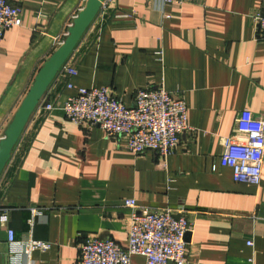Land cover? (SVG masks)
<instances>
[{
    "label": "crops",
    "instance_id": "1",
    "mask_svg": "<svg viewBox=\"0 0 264 264\" xmlns=\"http://www.w3.org/2000/svg\"><path fill=\"white\" fill-rule=\"evenodd\" d=\"M8 1L21 26L0 42V139L87 0ZM262 12L264 0L102 6L64 64L77 75L57 74L42 98L56 109L31 115L0 176V210H9L0 224V264L11 262L7 229L17 241L51 245L19 264H76L89 236L125 247L130 199L149 211L199 213L186 242L188 264H264V165L259 187L234 182L220 165L239 120L264 114V33L252 21ZM92 87L130 107L138 90L163 88L183 98L192 131L164 161L150 151L132 154L101 129L64 117L63 103ZM32 209L42 215L31 224ZM132 264L145 262L136 256Z\"/></svg>",
    "mask_w": 264,
    "mask_h": 264
},
{
    "label": "built area",
    "instance_id": "2",
    "mask_svg": "<svg viewBox=\"0 0 264 264\" xmlns=\"http://www.w3.org/2000/svg\"><path fill=\"white\" fill-rule=\"evenodd\" d=\"M161 1L179 4V0ZM113 2L115 0H106L103 6ZM252 21L258 32L264 33V12L257 13ZM19 26L20 10L8 0H0V42L6 30ZM156 55L162 60V51ZM59 74L71 79L77 72L63 66ZM66 86L69 90L73 88L70 82ZM55 109L54 104L42 99L33 114L47 116ZM61 111L77 126L101 129L107 137L122 142L119 146L132 154L150 151L163 161L173 154L181 136L192 131L183 98H173L163 88L138 90L132 107L126 106L107 88H78L76 94L63 103ZM239 123L238 131L224 139L220 165L231 170L234 182L259 187L264 165V114L260 118L247 115ZM124 206L132 211L126 246L112 239L89 236L80 248L76 264H132L136 256L143 258L145 264H188L185 236L191 233L198 212H187L184 208L149 211L139 208L131 199L126 200ZM31 213V224L34 217L42 215L37 209H32ZM8 214V209L0 210V224H7ZM6 234L10 264H19L22 256L30 258L34 252H45L51 247L50 243L31 238L17 241L11 229H7ZM247 245L253 246L251 241Z\"/></svg>",
    "mask_w": 264,
    "mask_h": 264
},
{
    "label": "water",
    "instance_id": "3",
    "mask_svg": "<svg viewBox=\"0 0 264 264\" xmlns=\"http://www.w3.org/2000/svg\"><path fill=\"white\" fill-rule=\"evenodd\" d=\"M105 1L106 0L86 1L84 8L78 13L72 25L68 28L64 41L37 72L32 86L6 127L4 136L0 139V176L8 164L12 151L20 139L35 108L42 100L48 87L64 66L88 27L100 12ZM185 241H189V233L186 234Z\"/></svg>",
    "mask_w": 264,
    "mask_h": 264
}]
</instances>
